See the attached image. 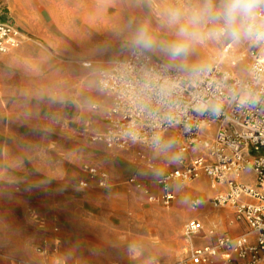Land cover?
<instances>
[{
  "label": "rangeland",
  "instance_id": "rangeland-1",
  "mask_svg": "<svg viewBox=\"0 0 264 264\" xmlns=\"http://www.w3.org/2000/svg\"><path fill=\"white\" fill-rule=\"evenodd\" d=\"M3 1L24 41L0 53V264H192L186 222L202 214L206 230L217 226L219 233L225 226L216 215L228 212V227L232 210L212 207L214 192L197 189L204 177L177 183L169 206L150 202L127 183L137 176L157 194V179L177 167L180 143L174 131L157 150H115L94 141L106 128L109 108L98 71L124 62L133 48L185 70L239 64L223 55L244 52L247 77L250 37L243 15L227 18L238 40L225 53L232 36L215 35L216 10L224 13L230 0ZM252 2L251 12L264 7V0ZM148 48L159 50L162 60ZM88 61L95 63L84 68ZM166 151L172 162L156 160ZM86 167L107 173L106 185ZM80 180L88 187H80ZM195 197L204 201L199 210L192 208Z\"/></svg>",
  "mask_w": 264,
  "mask_h": 264
},
{
  "label": "built area",
  "instance_id": "built-area-1",
  "mask_svg": "<svg viewBox=\"0 0 264 264\" xmlns=\"http://www.w3.org/2000/svg\"><path fill=\"white\" fill-rule=\"evenodd\" d=\"M216 16L215 35L232 36L224 46L226 53L231 52L237 33L222 11L217 9ZM241 24L250 37L249 70L244 79L233 76L236 62L229 67L213 64L185 70L160 63L141 48L131 49L124 62L98 71L97 84L110 108L106 129L94 141L103 142L108 149L141 146L157 150L174 131L180 143L176 149L178 167L157 179V194L137 176L128 183L150 202L169 206L176 198L177 183L185 185L204 177L214 192L212 207H229L232 223L247 228L238 236L228 232L218 235L217 226L206 230L203 221L190 219L183 233L192 264H211L217 258L222 264H264V7L243 15ZM23 41L18 26L0 21L1 54L18 48ZM83 66L91 68L93 64ZM195 147L199 149L191 151ZM140 159L155 169L145 154ZM86 170L101 186L106 185L107 173L95 167ZM88 184L79 182L82 188ZM203 202L195 197L192 208L199 210ZM207 237H214L215 242L195 243Z\"/></svg>",
  "mask_w": 264,
  "mask_h": 264
},
{
  "label": "crops",
  "instance_id": "crops-1",
  "mask_svg": "<svg viewBox=\"0 0 264 264\" xmlns=\"http://www.w3.org/2000/svg\"><path fill=\"white\" fill-rule=\"evenodd\" d=\"M0 2L2 3V11H1V13H0V21H3V22H10V23H12V24H14V25H16V26H18L17 25V23L15 22V20L11 17V10H10V8H9V6H7V4L3 1V0H0ZM19 27V26H18ZM88 62H92V64H94L95 62L94 61H88ZM83 63H86V62H83ZM82 63V64H83ZM84 67V66H83ZM84 68H86V67H84ZM103 98H104V100L103 101H106V103H108L109 104V108H110V102H109V100L107 99V98H105V96L103 95ZM94 106V105H93ZM93 106H92V109H93ZM109 108H108V110H109ZM94 110V109H93ZM108 112V111H107ZM106 115H107V113H106ZM105 118H106V116H105ZM105 121V120H104ZM105 125H106V122H105ZM106 129V128H105ZM105 131V130H104ZM168 139H167V142H169V140H170V138H171V136L168 134ZM166 142V143H167ZM177 167H178V164H177ZM177 167L175 168V169H177ZM175 169H172V170H169V171H173V170H175ZM169 171H167V172H169ZM166 172V173H167ZM166 173H164V174H166ZM163 174V175H164ZM162 176V175H161ZM81 181V180H80ZM208 180L206 179V178H203V180H201L200 182H199V184H198V186H197V189L198 190H202V191H204V192H206L207 194H209L210 196L213 194V192H212V190H210V189H208V191H207V188H208V186H205L204 185V183L203 182H206L207 184H208V182H207ZM127 183H128V181H127ZM176 188H177V184L175 185V188H174V191L176 192ZM232 212V211H231ZM227 214H229L228 212H225V213H220L219 215H216V216H218L217 218H218V220L223 224V226H225L224 227V230H220V232L218 233V235L219 234H221L222 232H228L230 235H233V236H238V235H241V234H243V233H245L246 231H247V228H246V226H245V224H235V223H232V222H230V224L228 225V227H227V225L226 224H224V220H225V216L227 215ZM232 214H233V212H232ZM199 216H195V217H193V218H197V219H199V220H201V221H203L204 222V224H205V226H206V218L202 215V214H198ZM193 218H191V219H193ZM190 220V219H189ZM188 220V221H189ZM187 221V222H188ZM186 222V223H187ZM241 231H243L242 233H240ZM215 242V238L214 237H207L206 239H204L203 241H200V240H195V243L197 244V245H205V244H211V243H214ZM216 260H220V263L222 264V262H221V259L220 258H217V259H215V261ZM214 261V262H215ZM213 262V263H214ZM212 263V264H213Z\"/></svg>",
  "mask_w": 264,
  "mask_h": 264
},
{
  "label": "bare ground",
  "instance_id": "bare-ground-1",
  "mask_svg": "<svg viewBox=\"0 0 264 264\" xmlns=\"http://www.w3.org/2000/svg\"><path fill=\"white\" fill-rule=\"evenodd\" d=\"M235 29L236 30H238V28H236L235 27ZM236 40H238V35H237V39ZM235 40V41H236ZM150 51H152L153 53H154V55H155V57H157L158 59H161L162 60V58H163V55L160 53V51L159 50H157V49H153V48H148ZM232 51H233V49H232ZM231 51V52H232ZM225 52V51H224ZM226 53V52H225ZM229 53V52H228ZM244 55H245V53L243 52V53H239V54H236V53H230V54H228V55H223V60H227V58L228 59H232V58H235L234 60H237V61H239V64H237L238 62H236V61H231L230 62V64H232V62H236V68H235V70H233V72H234V74H236V75H239V77H240V79H244V77H246V75H245V69H246V67L244 66ZM166 64L168 63L169 65H174V67L176 66V67H179V66H177V65H175V64H173V62H171V61H164ZM167 64V65H168ZM239 77H237V78H239ZM209 137H211V135H209ZM169 137H168V134L166 135V139H165V143L167 142V139H168ZM168 143V142H167ZM167 146V145H166ZM138 149V148H137ZM137 149L136 150H134L133 152L134 153H137ZM160 157H162V160L164 161V162H172V160H173V156H172V154H171V152L170 151H166V152H164L163 154H162V156H159L156 160H161V159H159ZM211 190V189H210Z\"/></svg>",
  "mask_w": 264,
  "mask_h": 264
},
{
  "label": "clouds",
  "instance_id": "clouds-1",
  "mask_svg": "<svg viewBox=\"0 0 264 264\" xmlns=\"http://www.w3.org/2000/svg\"><path fill=\"white\" fill-rule=\"evenodd\" d=\"M253 7L254 4L252 0H230V2L225 7L224 15L231 21L237 16L250 14ZM141 39L146 45L151 43V41L146 36H142ZM180 51H182L181 47L178 46L175 48V52L177 54H179Z\"/></svg>",
  "mask_w": 264,
  "mask_h": 264
}]
</instances>
